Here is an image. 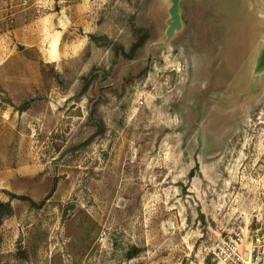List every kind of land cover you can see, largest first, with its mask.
Returning <instances> with one entry per match:
<instances>
[{
    "label": "rangeland",
    "instance_id": "obj_1",
    "mask_svg": "<svg viewBox=\"0 0 264 264\" xmlns=\"http://www.w3.org/2000/svg\"><path fill=\"white\" fill-rule=\"evenodd\" d=\"M172 4L0 0V264H215L264 235V0Z\"/></svg>",
    "mask_w": 264,
    "mask_h": 264
},
{
    "label": "built area",
    "instance_id": "obj_2",
    "mask_svg": "<svg viewBox=\"0 0 264 264\" xmlns=\"http://www.w3.org/2000/svg\"><path fill=\"white\" fill-rule=\"evenodd\" d=\"M215 264H264V235L243 231L221 238L212 249Z\"/></svg>",
    "mask_w": 264,
    "mask_h": 264
},
{
    "label": "trees",
    "instance_id": "obj_3",
    "mask_svg": "<svg viewBox=\"0 0 264 264\" xmlns=\"http://www.w3.org/2000/svg\"><path fill=\"white\" fill-rule=\"evenodd\" d=\"M54 191V187L51 190L49 196L46 197V200L50 197V195L52 194V192ZM11 199H20V200H25V201H29L33 206H38L40 207L41 205L44 204V201L41 202L40 205H37L35 203V201H33L31 198L27 197V196H20V195H15V194H11ZM13 214V206L11 204V201L9 202H3L0 200V223L2 221L3 218L11 216Z\"/></svg>",
    "mask_w": 264,
    "mask_h": 264
},
{
    "label": "water",
    "instance_id": "obj_4",
    "mask_svg": "<svg viewBox=\"0 0 264 264\" xmlns=\"http://www.w3.org/2000/svg\"><path fill=\"white\" fill-rule=\"evenodd\" d=\"M172 3L173 4H172V7L170 9V12H171L172 16L175 18V22L177 24L180 21V13H179L180 0H172ZM261 64L262 65L264 64V58H263Z\"/></svg>",
    "mask_w": 264,
    "mask_h": 264
},
{
    "label": "crops",
    "instance_id": "obj_5",
    "mask_svg": "<svg viewBox=\"0 0 264 264\" xmlns=\"http://www.w3.org/2000/svg\"><path fill=\"white\" fill-rule=\"evenodd\" d=\"M45 56L47 60L51 63H58L59 61L63 59V56L60 54V52H58V48H57V51L49 50L47 54H45Z\"/></svg>",
    "mask_w": 264,
    "mask_h": 264
},
{
    "label": "bare ground",
    "instance_id": "obj_6",
    "mask_svg": "<svg viewBox=\"0 0 264 264\" xmlns=\"http://www.w3.org/2000/svg\"><path fill=\"white\" fill-rule=\"evenodd\" d=\"M263 58H264V55L262 56V58H261V60H260L261 62H262ZM263 65H264V64H263Z\"/></svg>",
    "mask_w": 264,
    "mask_h": 264
}]
</instances>
